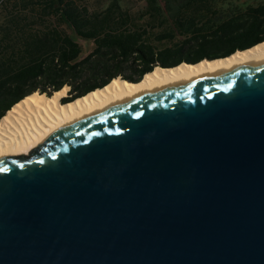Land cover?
Returning a JSON list of instances; mask_svg holds the SVG:
<instances>
[{
  "label": "water",
  "instance_id": "1",
  "mask_svg": "<svg viewBox=\"0 0 264 264\" xmlns=\"http://www.w3.org/2000/svg\"><path fill=\"white\" fill-rule=\"evenodd\" d=\"M0 264H264V62L131 94L0 155Z\"/></svg>",
  "mask_w": 264,
  "mask_h": 264
},
{
  "label": "trees",
  "instance_id": "2",
  "mask_svg": "<svg viewBox=\"0 0 264 264\" xmlns=\"http://www.w3.org/2000/svg\"><path fill=\"white\" fill-rule=\"evenodd\" d=\"M262 41L264 0H0V119L36 91L68 85L66 102Z\"/></svg>",
  "mask_w": 264,
  "mask_h": 264
},
{
  "label": "bare ground",
  "instance_id": "3",
  "mask_svg": "<svg viewBox=\"0 0 264 264\" xmlns=\"http://www.w3.org/2000/svg\"><path fill=\"white\" fill-rule=\"evenodd\" d=\"M264 62V41L228 57L204 59L198 63H181L175 67L157 66L138 83L114 78L73 101L63 103L68 96L65 85L52 95L34 92L15 103L0 119V155L31 153L47 137L64 128L72 120L86 116L131 94L150 88L198 77L233 66Z\"/></svg>",
  "mask_w": 264,
  "mask_h": 264
},
{
  "label": "rangeland",
  "instance_id": "4",
  "mask_svg": "<svg viewBox=\"0 0 264 264\" xmlns=\"http://www.w3.org/2000/svg\"><path fill=\"white\" fill-rule=\"evenodd\" d=\"M78 1L80 3L89 4L93 7L104 8L110 3L111 0H78ZM136 1L137 0H120V2L127 4V5H133V4H135ZM241 1H243V0H241ZM69 89H70V87H69Z\"/></svg>",
  "mask_w": 264,
  "mask_h": 264
}]
</instances>
